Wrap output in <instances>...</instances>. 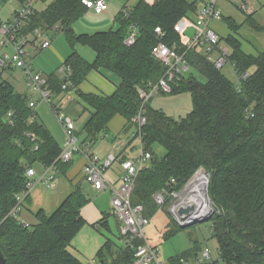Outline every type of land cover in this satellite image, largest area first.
I'll use <instances>...</instances> for the list:
<instances>
[{"label":"trees","instance_id":"16d2710c","mask_svg":"<svg viewBox=\"0 0 264 264\" xmlns=\"http://www.w3.org/2000/svg\"><path fill=\"white\" fill-rule=\"evenodd\" d=\"M19 1L24 4L29 0ZM198 9V0H138L131 8L126 4L121 7L115 15L117 28L88 34L76 33L73 27L89 10L81 0H51L43 9L33 7L20 35L37 27L46 32L60 30L71 49L62 65L71 66L68 76L74 87L93 70L119 77L112 94L78 91L91 111L77 134L81 143L94 151L93 144L117 139L118 135H111L110 122L122 116L126 122L121 135L131 127L135 130L127 146L116 155L121 163L130 157L127 149L137 147L131 145L133 139L138 140L132 121L141 105L138 89L165 72V66L152 55L153 47L161 39L183 48L189 35L188 24H182ZM232 18L227 17L233 33L224 43L230 49L229 60L237 75L249 71L248 77L239 83L232 81L206 54L194 49L188 54L193 70L176 82L171 93H189L192 109L177 119L152 108L149 102L145 105L147 123L141 128L142 142L152 156L138 173L132 203L143 205L151 217L158 207L156 192L168 187L178 189L199 166H204L210 173L209 196L217 207L210 219L219 259L201 262L198 251L191 248L170 257L169 264H186L190 255L197 264H264V50L247 52L236 36L245 23L256 24L253 14L246 15L241 23ZM132 27H137V38L126 45L124 39ZM156 28L162 30V38ZM78 44L94 51L93 61L77 51ZM14 67L18 66L11 65L6 73ZM57 71L46 75L52 93L63 91L62 84L67 80ZM6 76L0 74V248L6 263L85 264L69 250L87 223L82 209L90 198L79 181L52 213L39 208L34 213L35 222L22 219L21 211L11 212L17 204L16 195L26 187L27 167L54 166L56 172L66 176L74 160L59 159L63 147L39 118L37 106L32 107L30 96L16 90ZM10 111L13 114L7 119ZM155 145L166 152L158 155ZM172 179L176 183L172 184ZM30 199L29 195L26 201ZM108 216L106 213L100 221L104 227ZM142 243V239L136 242ZM108 244L109 240L97 252L104 264L133 263L132 248L114 254ZM105 249L111 257L108 263Z\"/></svg>","mask_w":264,"mask_h":264},{"label":"built area","instance_id":"2783aa9c","mask_svg":"<svg viewBox=\"0 0 264 264\" xmlns=\"http://www.w3.org/2000/svg\"><path fill=\"white\" fill-rule=\"evenodd\" d=\"M84 5L95 13H103L108 10L110 0H81ZM219 0H204L203 5L198 9L194 16L193 26L195 29L189 35L183 48L178 45H169L163 40H159L153 47L152 55L165 66L164 74L156 81H149L147 87L138 89L141 105L138 112L133 116L132 121L138 132V149L140 153L135 157H128L120 163L121 173L116 181L108 176V171L113 167L116 161V155H107L101 157L98 153L90 150L87 144H82L77 134L76 123L73 118L68 116L64 111L59 109L52 100L54 94L50 90V84L47 76L34 70L30 62L31 52L28 46L37 48L38 40L40 41L38 49L49 48L52 45L51 39L47 36L48 32L37 27L32 32L20 35L21 29L30 14L33 12V1L29 0L20 6L14 12L10 19H3L0 16V45L4 49L12 48V51L4 50L0 54V74L6 76V70L11 65L24 67L28 74V87L39 91L44 101L48 102L54 109L58 121L63 126L66 135V146L62 149L59 159L63 161H72L77 155L84 157L83 173L84 178L96 190L109 191L111 193V206L113 213L118 220L120 235L123 239L125 248L130 247L134 250L132 264H169L167 259L161 256L160 249L157 245L152 244L145 235V229L150 224V218L145 213V207L141 204L134 205L131 201V195L135 186L138 173L148 163L152 154L145 150L142 142L141 128L147 123L145 105L153 97L161 94H171L177 81L188 76L193 65L188 54L196 49L207 55L208 60L222 69L229 60L230 49L222 42L220 35L211 27L213 20H223L224 14L218 6ZM239 9L245 15L255 13L254 4H249L241 0L238 4ZM128 14L129 10L124 9ZM156 32L162 38L163 33L160 28ZM137 38V27H132L124 39L126 45H132ZM33 39V40H32ZM217 54V57L214 56ZM233 67L234 66V63ZM236 71V70H235ZM59 73L67 77L66 82L62 84V90H72L74 93L78 87L73 86L69 74L72 72L70 65H61ZM248 72L239 73L238 78L244 80L249 75ZM29 104L32 107L37 106V101L29 98ZM13 112L7 114L10 119ZM34 138V134L29 133ZM54 166L44 167V172L39 178L36 176L35 167H27L26 187L16 195L17 204L11 210L17 214L22 210V205L27 196L31 194L33 187L39 182L44 183L48 188H52L56 182ZM172 184L176 183L175 179L171 180ZM210 173L204 166H199L187 181L178 189L163 188L154 194L155 203L158 206L167 204L176 214L177 221L184 226L188 219H183L177 210L185 207L192 202L202 200L201 207H214L209 196ZM193 204V203H192ZM143 240L142 244H136L138 240ZM210 251H205V259L200 261H210ZM199 260V259H198ZM190 264V262H186Z\"/></svg>","mask_w":264,"mask_h":264},{"label":"rangeland","instance_id":"374dc122","mask_svg":"<svg viewBox=\"0 0 264 264\" xmlns=\"http://www.w3.org/2000/svg\"><path fill=\"white\" fill-rule=\"evenodd\" d=\"M34 8L43 9L51 0H32ZM138 0H110L109 10L101 14L88 10L81 18H79L74 24V30L76 33H88L93 34L97 31L109 30L111 28H117L113 20L109 18L107 13L112 10L114 12L116 8H121L127 4L128 7H133ZM241 0H219L218 6L222 9L224 18L223 20H213L211 27L220 35L224 40L227 36H230L232 29L229 25L228 16L233 17L235 21L241 23L246 15L240 9L238 4ZM249 4H254L256 7L253 17L255 19L254 26L250 23H245L237 33V37L243 42V48L250 53L258 54L264 50V0H244ZM10 2V3H9ZM13 3H17V0H9L5 2L0 0V13L2 9H11ZM195 14H190L185 22L182 24L184 27L188 24L186 32L188 35L193 33L195 27L193 26ZM252 15V14H251ZM226 17V18H225ZM192 21V23H191ZM52 41V47L45 49H38L40 39L38 40L37 48L28 46L31 52L30 62L32 63L35 71H40L44 76L54 70H58L62 65V60L69 54L70 47L66 42L65 35L60 30H51L47 35ZM77 51L88 61H93L95 53L88 47L78 44ZM4 50L12 51V48L4 49L0 45V52ZM217 57V54H214ZM193 70V69H192ZM223 73L232 81L239 83L238 75L233 67L232 62L228 61L222 68ZM58 72V71H57ZM7 80L15 86L16 90L27 93L30 97H33L37 101V111L39 118L47 125L50 131L54 134L59 144L62 147L66 146L65 135L62 131V127L58 122L55 112L51 105L44 101L42 94L39 91L34 90L26 85L27 75L26 71L14 67L7 73ZM111 79L118 82L120 79L116 74L111 76ZM75 93H78V88ZM52 102L58 106L59 100L55 96H51ZM149 105L154 109L163 110L169 116L173 118H179L189 112L193 105L191 96L189 93L182 94H161L153 97L149 101ZM64 106V105H63ZM69 114L76 118V127L82 130L84 123L90 117V113L83 109L82 103L78 101L73 102V106L69 107ZM80 113V117L78 118ZM112 136L113 133H111ZM81 139V135H79ZM125 136V135H124ZM126 137V136H125ZM127 138V137H126ZM81 141V140H80ZM113 145L111 139H103L102 141L93 144L94 150H106L109 146ZM138 145V140L133 139L132 146ZM155 149L158 155L162 156L166 150L164 147L155 145ZM132 156L138 155V150L131 151ZM118 161V160H117ZM36 176L39 178L44 172V167L41 164L35 165ZM108 176L111 172L107 173ZM56 175V188H48L44 183L39 182L33 187L30 196L34 199L33 203L25 201L22 205L21 218L27 219L30 222H35L36 218L34 213L41 207H43L47 213H52L55 208L61 203V201L72 191L73 187L70 185L65 175L60 172H55ZM82 189L87 193V196L92 200L96 196L91 184L86 180H81ZM37 199V200H36ZM89 203V202H88ZM87 203V204H88ZM211 203L212 200H211ZM86 204V205H87ZM85 205V206H86ZM86 218V217H85ZM87 219V218H86ZM110 223V229L100 224L99 220H90L76 235L75 240L69 247V250L80 258L85 264H104L102 259L97 256L98 250L109 240V250L116 254L120 249L125 248L122 237H120L119 226L116 221V216L110 215L107 218ZM150 224L145 229V235L148 240L159 247L161 256L164 259H169L172 256L183 253L186 250L195 248L199 254V260L205 259V251H210L211 260L219 259V250L216 239L212 236V220H199L191 224L182 226L176 219V214L172 208L167 204L158 206L157 211L151 216ZM108 224V223H107ZM111 230V231H110ZM170 233L168 236L167 234ZM106 251V249H105ZM194 251V250H192ZM105 259L108 262L111 261V257L108 251L105 252ZM194 255H190L188 260L190 264H197V261L193 260ZM105 261V263H106ZM219 264H222L220 261Z\"/></svg>","mask_w":264,"mask_h":264},{"label":"crops","instance_id":"0c3cea01","mask_svg":"<svg viewBox=\"0 0 264 264\" xmlns=\"http://www.w3.org/2000/svg\"><path fill=\"white\" fill-rule=\"evenodd\" d=\"M4 1L7 2L9 0H4ZM203 3H204V0H198V8H200L203 5ZM19 6H20V1L17 0V3H13L11 9H2L1 13H0L1 18L10 19L14 15V12L16 11V9ZM120 9L121 8H119V9L116 8V10L114 12H112V10H111L107 13V15L110 13L109 18L111 21L113 20L114 23H115V15L118 13V11ZM108 10H109V8H108ZM107 11H105V12H107ZM97 14H101V13H97ZM33 47H35V46H33ZM65 58L62 60V62L65 60ZM94 58H95V56H94ZM80 90L84 91V92H94V93L109 95V94H112L116 90V82L114 80H112L111 77H107L103 73L96 71V70H93L89 73V75L87 76V79L78 86V91H80ZM53 94H54V96L56 95V97L59 100V103H60L58 105V107L60 106L59 109H61L68 116L73 118L74 121L76 120V118H74V116H71L69 114V109H70L69 107L73 106V102L78 101L79 103H82L83 108L85 110L89 111V113L91 111V107L88 106L82 100V97H80L79 92L76 94L72 90H63L61 92H57V93H53ZM79 117H80V113H79L78 118ZM125 122H126V120L122 116H120V115L115 116L112 119V121L110 122V129H111V133H113V135H118L117 139H115V141H112L113 145L109 146V148H107L106 150H103V152L99 149H97V150L93 149L94 152L98 153L101 157H105V156L111 155V154H113V155L119 154L127 146L128 142L130 141V138L133 136L134 130H135L133 127H131L129 129H127L126 131H123L122 135H121V131L123 129ZM59 124L61 125L60 122H59ZM60 127H62V131L65 135L63 126L61 125ZM65 137H66V135H65ZM106 139H108V138H106ZM65 140H66V138H65ZM134 149L138 150V154L140 153V151L138 149V145ZM133 150L127 149V153H130L129 156H131V157H135V156H132V154H131V151H133ZM84 162H85L84 157H82L81 155H77L75 157L73 166L71 167V169L66 174V178L68 179L71 186L78 181L81 183V180L84 178V173H83ZM108 172H111V175H109V178L113 181H116L119 174L121 173L120 162L115 161L113 167ZM56 187H57V184L55 182V184L52 188L54 189ZM94 192L96 193V196L94 198L92 197V200L90 199L89 203L86 206H84L82 209V214H83L84 218L85 217L87 218V219L85 218L87 222H89L90 220H92V221L97 220L99 217H100V220H99V222H100L106 213H112L113 212L112 206H111V193L109 191H100V190H96V189H94ZM30 198H31L30 202L33 203L34 199L32 198V196H30ZM41 208H43V207H41ZM24 220L29 221L27 219H24ZM106 221L108 224H105V227L109 231L110 223H109L108 219H106ZM116 221L118 224L117 219H116ZM120 237H121V235H120ZM75 238H74V240H75Z\"/></svg>","mask_w":264,"mask_h":264},{"label":"water","instance_id":"95a60500","mask_svg":"<svg viewBox=\"0 0 264 264\" xmlns=\"http://www.w3.org/2000/svg\"><path fill=\"white\" fill-rule=\"evenodd\" d=\"M193 203V204H192ZM191 204L187 205V206H183V207H180L178 210H177V213L183 218V219H188L187 223L184 224L187 225V224H191L193 222H196V221H199V220H207V219H210V217L212 216V214L215 212V210L217 209V207L215 206L214 204V207L213 209L211 210V212H208L204 215H195L193 216L194 213H197L198 210L201 208V204H202V201H197V202H192ZM103 262V261H102ZM0 264H7L6 263V258L5 256L3 255V252L0 248Z\"/></svg>","mask_w":264,"mask_h":264},{"label":"bare ground","instance_id":"6f19581e","mask_svg":"<svg viewBox=\"0 0 264 264\" xmlns=\"http://www.w3.org/2000/svg\"><path fill=\"white\" fill-rule=\"evenodd\" d=\"M202 201V200H201ZM208 212H211V207H201L197 213H194L193 216L195 215H204Z\"/></svg>","mask_w":264,"mask_h":264}]
</instances>
